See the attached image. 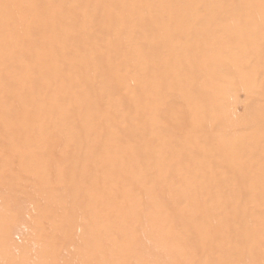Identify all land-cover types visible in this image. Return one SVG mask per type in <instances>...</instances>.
Listing matches in <instances>:
<instances>
[{
    "label": "rangeland",
    "instance_id": "obj_1",
    "mask_svg": "<svg viewBox=\"0 0 264 264\" xmlns=\"http://www.w3.org/2000/svg\"><path fill=\"white\" fill-rule=\"evenodd\" d=\"M109 255L264 264V0H0V264Z\"/></svg>",
    "mask_w": 264,
    "mask_h": 264
},
{
    "label": "bare ground",
    "instance_id": "obj_2",
    "mask_svg": "<svg viewBox=\"0 0 264 264\" xmlns=\"http://www.w3.org/2000/svg\"><path fill=\"white\" fill-rule=\"evenodd\" d=\"M95 1V0H94ZM112 252H114V251H112ZM109 253V252H108ZM107 254V253H106ZM113 254H115V253H113ZM111 255V254H110ZM110 255L107 257V256H105V259H106V264H108V263H112V262H114L116 259H115V257L116 256H112V257H110ZM116 255V254H115ZM24 261V260H23ZM35 262V261H34ZM29 263V262H28ZM30 263H31V261H30ZM37 263V262H36ZM35 263V264H36ZM24 264H26L25 262H24Z\"/></svg>",
    "mask_w": 264,
    "mask_h": 264
}]
</instances>
